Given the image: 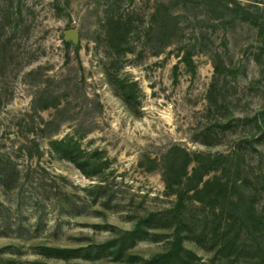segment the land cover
Listing matches in <instances>:
<instances>
[{"label":"rangeland","instance_id":"374dc122","mask_svg":"<svg viewBox=\"0 0 264 264\" xmlns=\"http://www.w3.org/2000/svg\"><path fill=\"white\" fill-rule=\"evenodd\" d=\"M0 264H264V0H0Z\"/></svg>","mask_w":264,"mask_h":264},{"label":"water","instance_id":"95a60500","mask_svg":"<svg viewBox=\"0 0 264 264\" xmlns=\"http://www.w3.org/2000/svg\"><path fill=\"white\" fill-rule=\"evenodd\" d=\"M68 32L70 33L71 36H73L75 34V30H73V29L68 31Z\"/></svg>","mask_w":264,"mask_h":264}]
</instances>
